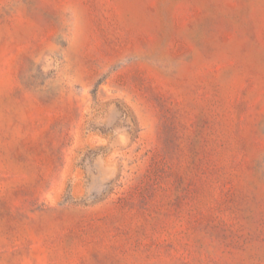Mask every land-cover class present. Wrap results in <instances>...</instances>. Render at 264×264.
Wrapping results in <instances>:
<instances>
[{
    "label": "rangeland",
    "instance_id": "1",
    "mask_svg": "<svg viewBox=\"0 0 264 264\" xmlns=\"http://www.w3.org/2000/svg\"><path fill=\"white\" fill-rule=\"evenodd\" d=\"M0 264H264V0H0Z\"/></svg>",
    "mask_w": 264,
    "mask_h": 264
},
{
    "label": "trees",
    "instance_id": "2",
    "mask_svg": "<svg viewBox=\"0 0 264 264\" xmlns=\"http://www.w3.org/2000/svg\"><path fill=\"white\" fill-rule=\"evenodd\" d=\"M117 107L119 108V110L121 111V112H123V113H125V116L123 117V118H126V116H128V115H126V110H128V108H126V106H124V105H120V104H117ZM125 107V108H124ZM126 109V110H125ZM129 117V116H128ZM127 117V118H128ZM130 119V120H129ZM131 120H133V118H131V116H130V118H128V122H130V127H131ZM128 126H129V124H128ZM129 127V128H130Z\"/></svg>",
    "mask_w": 264,
    "mask_h": 264
}]
</instances>
